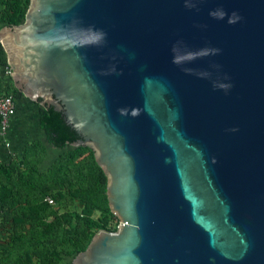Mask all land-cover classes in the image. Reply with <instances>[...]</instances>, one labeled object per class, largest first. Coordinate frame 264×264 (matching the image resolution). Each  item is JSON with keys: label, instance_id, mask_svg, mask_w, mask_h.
Here are the masks:
<instances>
[{"label": "water", "instance_id": "1", "mask_svg": "<svg viewBox=\"0 0 264 264\" xmlns=\"http://www.w3.org/2000/svg\"><path fill=\"white\" fill-rule=\"evenodd\" d=\"M0 43L106 176L71 264H264V0H29Z\"/></svg>", "mask_w": 264, "mask_h": 264}, {"label": "trees", "instance_id": "2", "mask_svg": "<svg viewBox=\"0 0 264 264\" xmlns=\"http://www.w3.org/2000/svg\"><path fill=\"white\" fill-rule=\"evenodd\" d=\"M28 4L29 0H0V23H22ZM0 65L8 66L1 43ZM8 93L17 101L23 96L11 77L0 81V94ZM38 126L55 148L71 146L79 138L52 106L38 105ZM36 146L35 143L25 146L24 156L25 150L31 149L28 154L33 153ZM2 156L0 152V227L3 229L0 234L2 231L6 234L0 239V264H60L61 254L84 250L97 230L107 229L105 218L101 224L91 218L95 210L113 213L108 205L106 176L90 147L72 146L59 154L44 172L34 165L26 174L18 164ZM67 194L82 204L78 214L59 213L44 199L49 195L53 201L60 200Z\"/></svg>", "mask_w": 264, "mask_h": 264}, {"label": "rangeland", "instance_id": "3", "mask_svg": "<svg viewBox=\"0 0 264 264\" xmlns=\"http://www.w3.org/2000/svg\"><path fill=\"white\" fill-rule=\"evenodd\" d=\"M3 26L6 25L0 23V28H2ZM9 72H10L9 66L0 65L1 82L10 79ZM26 99L30 102H33L28 98ZM38 105L39 104L36 103L37 110H38ZM9 131H10V126L7 129V133H0V152H2L3 154L2 158L7 159L9 162L14 163L16 165L18 164L20 169L25 174L30 172V167L34 165L39 166L40 171L44 172L47 166H49L52 162L56 161L59 154L65 152L66 150H69L73 146L71 144V146H65L63 148L53 147V145H51L47 141L43 131L40 130L38 127H35L34 129H30L29 131L22 134L19 133V136H23V137H20L18 139L12 138V136L9 134ZM30 143H35L37 145L36 146L37 150H34L33 153L30 152L28 154V152L31 149H27L25 150L26 156H24L25 154L23 153V148L25 146L30 145ZM42 144H44V148H41ZM85 154L86 153H84V155ZM65 197L66 198L60 200H54L51 203L53 209H55L59 213L70 212L73 215L78 214L82 208L81 206L82 204L80 203V201L78 199L69 197L68 194L67 196L65 195ZM91 218L93 220L98 221L99 223L101 220L105 218L106 219L105 226L110 231H115L120 224L119 218L114 213L113 215H108L95 210L91 214ZM4 234H6V232L2 231L0 234L1 240L4 238ZM74 255L75 253L71 255L61 254L60 264H71Z\"/></svg>", "mask_w": 264, "mask_h": 264}, {"label": "crops", "instance_id": "4", "mask_svg": "<svg viewBox=\"0 0 264 264\" xmlns=\"http://www.w3.org/2000/svg\"><path fill=\"white\" fill-rule=\"evenodd\" d=\"M9 134L12 138L18 139L19 133H25L30 129L38 126V110L36 103L28 101L25 97L21 96L17 101L16 114L10 121Z\"/></svg>", "mask_w": 264, "mask_h": 264}, {"label": "built area", "instance_id": "5", "mask_svg": "<svg viewBox=\"0 0 264 264\" xmlns=\"http://www.w3.org/2000/svg\"><path fill=\"white\" fill-rule=\"evenodd\" d=\"M17 99L11 93L0 94V133H7L10 121L16 114ZM48 203L53 199L47 195L44 198Z\"/></svg>", "mask_w": 264, "mask_h": 264}, {"label": "clouds", "instance_id": "6", "mask_svg": "<svg viewBox=\"0 0 264 264\" xmlns=\"http://www.w3.org/2000/svg\"><path fill=\"white\" fill-rule=\"evenodd\" d=\"M214 15V14H213ZM223 13H221V16H220V18H222L223 17ZM233 16L235 17L236 16V14L235 13H233ZM236 18H238V17H236ZM230 22H234L233 20H230ZM103 36H104V33L103 32H100V33H98L96 36H94L93 37V39L95 40V41H99V40H101V39H103ZM219 51V49H215V50H213V52H218ZM194 58H196L195 56H191V55H189V56H187V57H179V56H177V57H174L173 58V62L174 63H179L181 60H192V59H194ZM218 67V66H217Z\"/></svg>", "mask_w": 264, "mask_h": 264}]
</instances>
